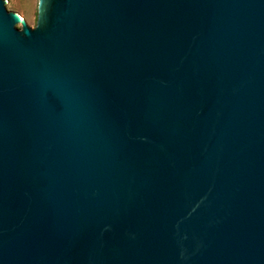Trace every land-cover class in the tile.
Masks as SVG:
<instances>
[{
  "label": "water",
  "instance_id": "1",
  "mask_svg": "<svg viewBox=\"0 0 264 264\" xmlns=\"http://www.w3.org/2000/svg\"><path fill=\"white\" fill-rule=\"evenodd\" d=\"M0 264H264V0H0Z\"/></svg>",
  "mask_w": 264,
  "mask_h": 264
},
{
  "label": "rangeland",
  "instance_id": "2",
  "mask_svg": "<svg viewBox=\"0 0 264 264\" xmlns=\"http://www.w3.org/2000/svg\"><path fill=\"white\" fill-rule=\"evenodd\" d=\"M37 3L38 0H5L6 8L17 12L31 27L36 24Z\"/></svg>",
  "mask_w": 264,
  "mask_h": 264
},
{
  "label": "bare ground",
  "instance_id": "3",
  "mask_svg": "<svg viewBox=\"0 0 264 264\" xmlns=\"http://www.w3.org/2000/svg\"><path fill=\"white\" fill-rule=\"evenodd\" d=\"M21 17V16H20ZM22 18V17H21Z\"/></svg>",
  "mask_w": 264,
  "mask_h": 264
}]
</instances>
